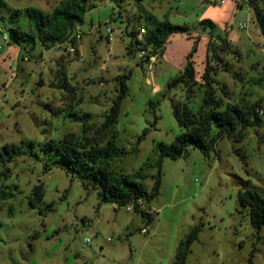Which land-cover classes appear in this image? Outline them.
<instances>
[{
	"label": "rangeland",
	"instance_id": "rangeland-1",
	"mask_svg": "<svg viewBox=\"0 0 264 264\" xmlns=\"http://www.w3.org/2000/svg\"><path fill=\"white\" fill-rule=\"evenodd\" d=\"M3 1L0 149L34 147L0 164V190L9 194L0 197V264H173L179 243L196 226L200 231L185 264H248L253 251V263L264 264V226L255 230L238 204V193L246 190L264 198V124L246 128L240 142L219 139L208 155L189 148L179 158L164 157L157 197L140 203L153 217L148 225L133 205L128 210L100 203L95 189H85L43 152L47 142L59 143L66 134L94 136L119 93V77L127 76L128 93L114 127L124 153L111 167L128 176L143 169L151 191L157 146H169L181 133L172 103L193 110L201 105L208 62L216 96L238 105L261 101L264 119V36L246 1L90 0L93 8L84 15L74 53L3 40L13 26L27 30L24 16L14 12H50L60 0ZM259 7L264 14V0ZM165 20L189 31L171 36L153 63L140 58L141 48L131 46L128 33ZM189 61L197 82L192 101L184 85L168 87ZM38 186L40 203L33 195Z\"/></svg>",
	"mask_w": 264,
	"mask_h": 264
},
{
	"label": "trees",
	"instance_id": "trees-1",
	"mask_svg": "<svg viewBox=\"0 0 264 264\" xmlns=\"http://www.w3.org/2000/svg\"><path fill=\"white\" fill-rule=\"evenodd\" d=\"M244 1V0H243ZM254 11L256 20L264 36V14L259 7L263 0H245ZM5 6L0 0V7ZM93 8L90 0H60L56 7L50 12L31 8L24 12L16 11L15 16L23 15L26 19L27 30L21 26L11 27L8 30L9 43L19 47L34 48L37 44L45 51L59 48L69 41L77 27L83 24L84 15ZM15 16L10 17V22L15 23ZM203 25L210 24L209 21L202 22ZM138 30L128 33L132 44L140 46L141 50L151 49V53L160 55V51L174 34L187 33V26L173 25L169 21H152V27L146 31L142 41L137 40ZM73 42V40H72ZM75 42H73V45ZM130 46V47H131ZM62 49V48H60ZM212 66L208 62L201 77L200 88L202 91V103L196 109H190L185 104L172 103L173 116L181 128V133L176 136L169 145H158L159 152L156 166L157 174L153 176V187L147 191L143 181L146 173L143 169L128 176L112 170L111 162L124 153L116 145L117 133L114 130L118 121L119 109L122 100L128 93L126 85L127 76L119 77V93L105 115L103 123L96 129L92 137L77 136L73 133L66 134L62 141L55 143L47 142L43 148L46 156L51 158L54 165H58L72 177L77 176L82 180L85 189H95L100 203L113 204L117 207H129L138 212L148 225L153 221L152 215L140 208L141 202L150 203L157 197L161 179V161L164 157L179 158L188 152L189 148L198 149L205 155L215 150L217 141L223 137L233 138L240 142L244 138V130L248 127H260L264 124L261 101L250 103L243 101L242 104L224 103L223 99L216 96L213 87ZM184 85L186 98L192 101L195 96L194 67L188 62L184 72L172 79L168 87L173 89ZM226 94V92H224ZM90 114H84L88 118ZM77 119V116H75ZM92 126H90V129ZM88 126H82L85 133ZM147 130L143 132V136ZM107 135V136H105ZM142 137H140L141 139ZM33 144L5 145L0 149V164L11 163L15 158L24 155L27 150L33 149ZM26 150V151H25ZM29 153H32L30 151ZM32 156L33 154H29ZM47 170L49 166L46 165ZM4 178L0 172V183ZM9 195L0 190V197ZM35 201L42 202L43 190L41 186L34 189ZM238 204L240 208L248 212L252 227L258 232L264 226V198L255 190H246L238 193ZM34 206V204H32ZM48 210H52L48 206ZM200 227L192 228L186 238L178 245L173 264H185L190 247L196 241ZM248 264L252 261L253 253Z\"/></svg>",
	"mask_w": 264,
	"mask_h": 264
},
{
	"label": "built area",
	"instance_id": "built-area-1",
	"mask_svg": "<svg viewBox=\"0 0 264 264\" xmlns=\"http://www.w3.org/2000/svg\"><path fill=\"white\" fill-rule=\"evenodd\" d=\"M214 3H218L220 5H224L227 3L228 0H212ZM107 33H108V41L112 40V31L111 29H107ZM146 34V31L143 30V29H140L137 33V40L138 41H142L143 40V36ZM3 40L5 42H8L9 41V37L8 35H3ZM77 42L79 40H81V32L79 30V27H77V29L75 30L73 36L70 38L69 41L65 42L64 44H62L61 46H59V48H62L64 49L65 51H67L68 53H74L75 52V48H74V45H73V42ZM0 49H1V46H0ZM140 58H144V57H147L148 60H150V62H154L157 58V55L156 54H150V55H147V50H141L139 55H138ZM27 59V58H26ZM263 114V112H261ZM127 209L129 210L130 207H127ZM143 232H145L143 230ZM88 240L85 241V243H87Z\"/></svg>",
	"mask_w": 264,
	"mask_h": 264
},
{
	"label": "crops",
	"instance_id": "crops-1",
	"mask_svg": "<svg viewBox=\"0 0 264 264\" xmlns=\"http://www.w3.org/2000/svg\"><path fill=\"white\" fill-rule=\"evenodd\" d=\"M58 3H59V1L56 2L55 7H56V5H57ZM55 7H54V8H55ZM52 10H53V9H52Z\"/></svg>",
	"mask_w": 264,
	"mask_h": 264
}]
</instances>
